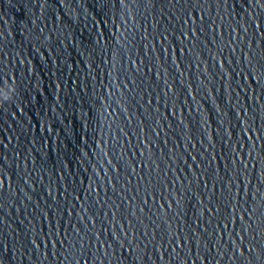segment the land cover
Returning a JSON list of instances; mask_svg holds the SVG:
<instances>
[{"label":"water","instance_id":"obj_1","mask_svg":"<svg viewBox=\"0 0 264 264\" xmlns=\"http://www.w3.org/2000/svg\"><path fill=\"white\" fill-rule=\"evenodd\" d=\"M0 264H264V0H0Z\"/></svg>","mask_w":264,"mask_h":264}]
</instances>
